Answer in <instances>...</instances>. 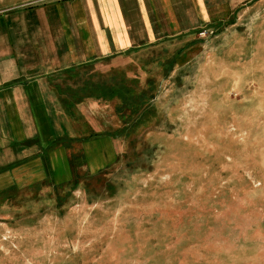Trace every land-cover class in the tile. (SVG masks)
Segmentation results:
<instances>
[{
    "label": "rangeland",
    "instance_id": "1",
    "mask_svg": "<svg viewBox=\"0 0 264 264\" xmlns=\"http://www.w3.org/2000/svg\"><path fill=\"white\" fill-rule=\"evenodd\" d=\"M40 1L0 0V10ZM160 52L64 76L62 88L77 83L84 96L102 94L93 83L118 87L96 107L84 98L70 125L82 137L89 120L119 135V167L97 177L82 169L74 187L30 188L31 198H48L33 199L32 220L21 219L19 204H1L0 264H264V58L230 60L221 92L192 90L191 75L188 107L165 97L136 113L128 105ZM234 80L239 90H230Z\"/></svg>",
    "mask_w": 264,
    "mask_h": 264
},
{
    "label": "crops",
    "instance_id": "2",
    "mask_svg": "<svg viewBox=\"0 0 264 264\" xmlns=\"http://www.w3.org/2000/svg\"><path fill=\"white\" fill-rule=\"evenodd\" d=\"M157 48L158 70L147 73L128 105L136 113L165 97L188 107L191 75L192 90L221 92L230 60L264 58V0H45L0 10V206L23 207L14 220L31 219L34 198L47 202L40 193L28 196L30 188L74 187L82 169L97 177L119 167V135L98 133L89 120L82 137L70 125L84 98L96 107L118 87L93 83L92 91L102 94L84 96L77 83L64 90V76ZM180 61L184 66L175 69ZM234 82L230 90H239Z\"/></svg>",
    "mask_w": 264,
    "mask_h": 264
},
{
    "label": "built area",
    "instance_id": "3",
    "mask_svg": "<svg viewBox=\"0 0 264 264\" xmlns=\"http://www.w3.org/2000/svg\"><path fill=\"white\" fill-rule=\"evenodd\" d=\"M201 36H206V32H203V33L201 34Z\"/></svg>",
    "mask_w": 264,
    "mask_h": 264
}]
</instances>
